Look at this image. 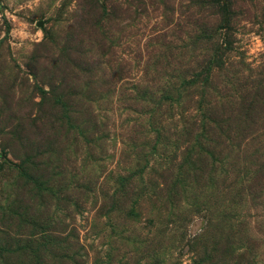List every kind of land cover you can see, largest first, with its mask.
<instances>
[{"label":"rangeland","instance_id":"1","mask_svg":"<svg viewBox=\"0 0 264 264\" xmlns=\"http://www.w3.org/2000/svg\"><path fill=\"white\" fill-rule=\"evenodd\" d=\"M0 264H264V0H0Z\"/></svg>","mask_w":264,"mask_h":264}]
</instances>
